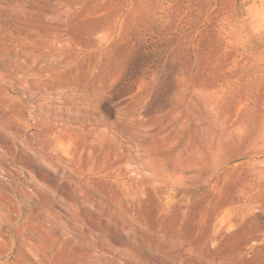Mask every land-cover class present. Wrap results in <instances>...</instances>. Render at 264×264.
<instances>
[{
	"label": "rangeland",
	"instance_id": "rangeland-1",
	"mask_svg": "<svg viewBox=\"0 0 264 264\" xmlns=\"http://www.w3.org/2000/svg\"><path fill=\"white\" fill-rule=\"evenodd\" d=\"M0 264H264V0H0Z\"/></svg>",
	"mask_w": 264,
	"mask_h": 264
}]
</instances>
